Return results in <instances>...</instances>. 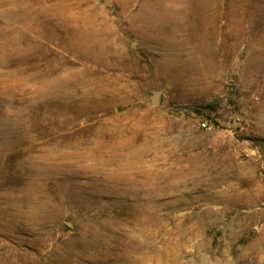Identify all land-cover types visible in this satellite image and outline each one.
Returning <instances> with one entry per match:
<instances>
[{
  "label": "rangeland",
  "instance_id": "obj_1",
  "mask_svg": "<svg viewBox=\"0 0 264 264\" xmlns=\"http://www.w3.org/2000/svg\"><path fill=\"white\" fill-rule=\"evenodd\" d=\"M0 264H264V0H0Z\"/></svg>",
  "mask_w": 264,
  "mask_h": 264
},
{
  "label": "water",
  "instance_id": "obj_2",
  "mask_svg": "<svg viewBox=\"0 0 264 264\" xmlns=\"http://www.w3.org/2000/svg\"><path fill=\"white\" fill-rule=\"evenodd\" d=\"M158 100H159V95H155L153 98H152V103L155 105V104H158Z\"/></svg>",
  "mask_w": 264,
  "mask_h": 264
},
{
  "label": "built area",
  "instance_id": "obj_3",
  "mask_svg": "<svg viewBox=\"0 0 264 264\" xmlns=\"http://www.w3.org/2000/svg\"><path fill=\"white\" fill-rule=\"evenodd\" d=\"M203 127L205 128V127H206V125L204 124V125H203Z\"/></svg>",
  "mask_w": 264,
  "mask_h": 264
}]
</instances>
